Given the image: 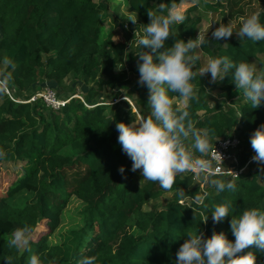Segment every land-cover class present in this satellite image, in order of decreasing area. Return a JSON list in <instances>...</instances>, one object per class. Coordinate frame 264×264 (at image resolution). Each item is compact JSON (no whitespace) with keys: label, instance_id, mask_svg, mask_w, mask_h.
<instances>
[{"label":"trees","instance_id":"1","mask_svg":"<svg viewBox=\"0 0 264 264\" xmlns=\"http://www.w3.org/2000/svg\"><path fill=\"white\" fill-rule=\"evenodd\" d=\"M192 1L182 14L183 21L169 26L166 47L176 38L190 39L195 54L226 55L251 65L257 58L260 67H254L255 71H264V40L251 42L236 36L214 40L207 31L202 36L205 43H197L203 14L194 11L220 14L236 33L245 13L244 0ZM125 2L136 18L129 26L136 25L139 29L133 30L142 35L149 22L147 11L167 15L179 0ZM107 12L106 0H0V62L4 64L0 75L1 84L9 90L6 93L0 84V162H21L20 175L0 190V264H28L32 255L40 264H79L85 258L90 264H174L176 251L190 231L205 236L213 230L224 231L229 240L234 239L229 216L212 223L213 205L229 202L230 215L264 209V165L247 166L236 177L212 174L210 179L235 184V190L219 193L207 180L203 187L202 178L195 182L192 170L176 174L170 190L157 182L136 180L135 171H130L131 160L117 142L115 123L138 119L123 96L141 117L150 116L151 109L147 89L129 77L124 63L129 59L130 74L139 75L136 36L131 45L114 40L112 31L104 30ZM260 13L264 23V9ZM199 65L198 60L193 71L198 73ZM70 77L74 79L63 93L71 92L62 94L67 101L59 108L48 107L41 99L27 101L41 84V88L48 82L58 85ZM75 82L83 83L86 90L77 92ZM121 82L127 87L122 95L115 90ZM191 82L196 98L189 101L187 110L194 127L208 133L209 149L219 137H239L242 152L237 167L242 166L254 154L248 138L264 123V104L252 109L230 74L216 83L197 74ZM207 83L225 92L212 106L207 100ZM169 95L178 98L176 93ZM188 144L191 148L186 150L193 159L208 157V152L201 154L192 147L191 137L184 141L185 148ZM120 165L123 174L117 171ZM177 191L184 196L179 197ZM168 192L177 197L165 207L144 209L149 199ZM205 192L207 196L197 204L193 197ZM71 197L83 202L82 225L60 232L59 241L50 243ZM16 229L24 230L26 244L9 243ZM244 251L251 252L255 264H264V250L250 246Z\"/></svg>","mask_w":264,"mask_h":264},{"label":"clouds","instance_id":"2","mask_svg":"<svg viewBox=\"0 0 264 264\" xmlns=\"http://www.w3.org/2000/svg\"><path fill=\"white\" fill-rule=\"evenodd\" d=\"M147 16L149 22L144 24L142 35L134 33V36L139 49L136 53L139 73L137 83L147 89L151 113L128 124L122 121L115 123L117 142L121 151L131 160L130 171L139 170L144 179L157 182L164 190H170L176 174L194 170L197 174L204 173V179L218 193L226 189L233 191L235 184L232 180L210 179L212 169L209 161L193 159L191 152L184 146V141L191 137L192 147L197 152L204 154L209 150L208 133H202L194 127L187 110L189 101L196 98L191 81L197 74L203 76L207 73L209 82L216 83L230 74L235 88L242 90L243 97L255 109L264 104V71L257 73L250 63L233 61L225 55L208 56L197 73L193 68L200 57L192 52L195 45L190 39L184 41L176 38L170 46H165L170 36L169 26L182 22L183 15L170 9L167 15L147 11ZM129 20L135 23L136 18ZM232 33L230 27L219 24L212 30L211 36L214 40H226ZM235 34L241 40H264L261 13L253 12L242 18ZM199 43L204 44V38L201 37ZM169 93L178 94L180 104L175 108ZM248 139L254 152L251 160L258 166L264 165V123L253 129ZM117 171L123 174L124 166L120 165ZM215 171L220 170L217 168ZM177 195L182 198L184 193L177 191ZM206 196L205 192L195 195L193 199L200 204ZM204 207L208 205L204 204ZM230 212V203L222 202L213 205L210 215L213 224L229 216V230L234 239L229 240L224 231L213 230L210 236H205L201 231H190L176 251L174 264H255V257L244 250L250 246L264 250V209L249 208L239 215H230ZM207 218L208 215L203 221ZM23 233L24 230L16 229L9 243L26 244ZM28 264H40L38 257L30 256ZM79 264H90V261L85 258Z\"/></svg>","mask_w":264,"mask_h":264},{"label":"rangeland","instance_id":"3","mask_svg":"<svg viewBox=\"0 0 264 264\" xmlns=\"http://www.w3.org/2000/svg\"><path fill=\"white\" fill-rule=\"evenodd\" d=\"M95 1H100V0H95ZM106 1H107V5H108V12H107L108 16L105 17V20L103 22L105 32L112 31L113 39L116 41H123V42H126V44L132 42L133 37H134V33L139 34L138 31L133 30V29H139V28H136V25L134 26L133 29L131 26H129V23L131 21V20H129V18H135L133 12L127 7L125 0H106ZM244 2H245L244 3V12L245 13H244V17H242V18H246L247 16L251 15L253 12H257V11L260 12L261 10L264 9V0H244ZM191 4H193L192 0H179V3L170 9L173 11L179 12L180 14H183L184 10L187 7H189ZM169 10L167 11V14H168ZM193 13L203 14L202 15L203 18L199 22L198 28H197V43L199 42V40L203 36V34H204V36H205V34H207V31H210L209 33H211L215 27L219 26V24H225L226 25V23L222 20V17L220 14H215V13L206 11L205 9L204 10L197 9ZM242 18L239 20L240 22L242 21ZM237 20H235V22H237ZM127 23H128V26H127ZM177 23H179V22H177ZM235 36H236L235 33L230 35L231 38H235ZM130 45H131V43H130ZM210 47H212V44H210ZM192 51H194V50L192 49ZM201 53L200 52L197 53V55H199V57H200V59H199L200 65L199 66L204 64L207 60V57H208L207 55H204L203 53L202 54ZM124 63L128 67V68L126 67V69L128 71L129 77L134 78V80L137 81L138 76L132 75L129 72L130 68L127 64V63H129V59L126 58ZM251 63H252L253 67H255L256 69H259V67H260V60L259 59L254 58ZM0 64H1L0 69H4V64L2 62H0ZM0 74H1V71H0ZM207 77L209 78V74L206 73L205 75L201 76V79H205ZM73 79L74 78H72V77L66 78L65 80H63L58 85L55 84L54 82H48L46 84L50 85L55 92L61 94V96H59L60 98H64V97H62V94L64 95V93H66L65 95H68L71 92V91H69V92L63 93V91L65 90V86L68 85L71 81H73ZM1 80H2V77L0 75V84L2 82ZM127 84L129 85V83H127ZM1 85H2V87H4L6 93L8 92V94H9V90L4 85V83H2ZM41 86H42V84H41ZM41 86H39V88H41ZM73 86L75 87V90L79 93L83 90H86V86L80 82H75L73 84ZM124 86H125V83L121 82V83H119V86L115 90L120 91L121 95H122L127 90V87L123 88ZM144 88H146V87H144ZM236 93H238V92H236ZM239 93H242V92L239 91ZM206 95L208 96L207 97L208 104L212 106L216 103V101H219L222 98H224L225 92L220 90L217 85L210 88V85L207 83L206 84ZM72 96H74V95H72ZM233 97H234V95H233ZM123 98L130 101V103L132 105V110L134 112H136L137 118L138 119L141 118L140 114L137 112V110L133 106L131 100L129 98H127L126 96H123ZM116 100H118V99H116ZM227 101H228V99H227ZM173 104L178 106L180 104L179 99H176L175 97H173ZM188 148H191L190 144H188L186 149H188ZM256 165H257L256 162H252L249 164V166H251V167H255ZM20 166H21V162H14L13 163V162L8 161V160L0 162V190L1 191L2 190L4 191L5 187H7L16 178V176L20 175V173H18ZM193 172H194V170H193ZM187 173H189V172H187ZM204 175H205L204 173L197 174L195 172L193 175V179H195V182L199 181L202 178V182L200 184L202 187L204 186V181H205ZM135 178L140 183L145 180L143 177H141L139 170L135 171ZM176 197L177 196L173 192L164 193L163 195H161L157 198L149 199L143 207L146 210H148L150 208L151 209H161V208L165 207L166 203L169 200L174 199ZM82 206H83V202H81L77 198H75V197L69 198L68 203L66 204L65 208L62 210L60 224L55 229L54 233L49 237L50 243L51 242L56 243L59 241L58 235L60 234V232H63L67 229L79 228L82 225V217H81L82 215L80 213ZM37 230H38V228H37ZM20 244H23V243H20Z\"/></svg>","mask_w":264,"mask_h":264},{"label":"built area","instance_id":"4","mask_svg":"<svg viewBox=\"0 0 264 264\" xmlns=\"http://www.w3.org/2000/svg\"><path fill=\"white\" fill-rule=\"evenodd\" d=\"M73 95L76 96L77 94ZM77 96L80 97L79 95ZM36 99H41L46 106L55 109L64 105L67 101L65 98L58 97L53 88L47 84L33 93L27 101H33ZM217 152L221 155V157ZM241 152L242 141L235 134H231L217 139L210 147L208 157L205 159L210 163L212 174H225L236 177L243 172L250 163L253 162L251 157H249L242 166L237 167ZM217 168L220 170L219 172L215 171ZM180 202L182 201L180 200Z\"/></svg>","mask_w":264,"mask_h":264},{"label":"crops","instance_id":"5","mask_svg":"<svg viewBox=\"0 0 264 264\" xmlns=\"http://www.w3.org/2000/svg\"><path fill=\"white\" fill-rule=\"evenodd\" d=\"M176 98V97H175ZM176 99H179V98H176Z\"/></svg>","mask_w":264,"mask_h":264}]
</instances>
